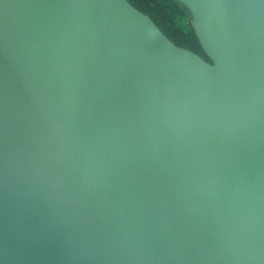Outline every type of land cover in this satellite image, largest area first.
<instances>
[{
  "label": "water",
  "instance_id": "obj_1",
  "mask_svg": "<svg viewBox=\"0 0 264 264\" xmlns=\"http://www.w3.org/2000/svg\"><path fill=\"white\" fill-rule=\"evenodd\" d=\"M186 1L0 0V264H264V0Z\"/></svg>",
  "mask_w": 264,
  "mask_h": 264
},
{
  "label": "trees",
  "instance_id": "obj_2",
  "mask_svg": "<svg viewBox=\"0 0 264 264\" xmlns=\"http://www.w3.org/2000/svg\"><path fill=\"white\" fill-rule=\"evenodd\" d=\"M136 9L147 14L155 25L176 45L200 54L198 39L186 7L178 0H128Z\"/></svg>",
  "mask_w": 264,
  "mask_h": 264
},
{
  "label": "rangeland",
  "instance_id": "obj_3",
  "mask_svg": "<svg viewBox=\"0 0 264 264\" xmlns=\"http://www.w3.org/2000/svg\"><path fill=\"white\" fill-rule=\"evenodd\" d=\"M181 4H183L185 7H186V9H187V11H188V14H189V22L194 26V28H195V31L197 32V34H198V32H200V27H201V24L203 23V21H204V14L203 13H201V12H199V11H195L194 10V8L186 1V0H178ZM197 37V36H196ZM198 39V38H197ZM198 43H199V48L197 47V49H198V51L199 52H203L204 54H205V52H204V50H203V48H202V46H201V44H200V42H199V39H198ZM180 47H182V46H180ZM184 48V47H183ZM187 49V48H186ZM189 50V49H188ZM196 53V52H195ZM198 54V53H197ZM198 55H200V54H198ZM201 56V55H200ZM202 57V56H201ZM205 57H206V54H205ZM204 59H206V58H204ZM206 60H208V57H207V59Z\"/></svg>",
  "mask_w": 264,
  "mask_h": 264
}]
</instances>
